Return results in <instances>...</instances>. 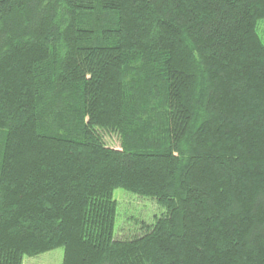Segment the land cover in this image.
Here are the masks:
<instances>
[{
  "label": "trees",
  "instance_id": "1",
  "mask_svg": "<svg viewBox=\"0 0 264 264\" xmlns=\"http://www.w3.org/2000/svg\"><path fill=\"white\" fill-rule=\"evenodd\" d=\"M262 19L264 0H0V264H264ZM118 187L166 211L115 238Z\"/></svg>",
  "mask_w": 264,
  "mask_h": 264
},
{
  "label": "rangeland",
  "instance_id": "2",
  "mask_svg": "<svg viewBox=\"0 0 264 264\" xmlns=\"http://www.w3.org/2000/svg\"><path fill=\"white\" fill-rule=\"evenodd\" d=\"M258 32L264 41V19L259 21ZM105 141L114 147L120 146L115 133H106ZM118 201V214L115 223V238H127L142 234L146 225L153 224L166 208L154 198L141 196L118 187L114 190ZM64 248L57 247L36 256H25L23 264H63Z\"/></svg>",
  "mask_w": 264,
  "mask_h": 264
}]
</instances>
